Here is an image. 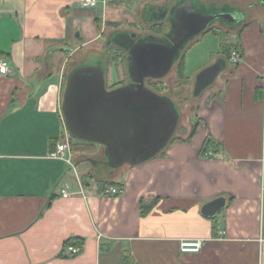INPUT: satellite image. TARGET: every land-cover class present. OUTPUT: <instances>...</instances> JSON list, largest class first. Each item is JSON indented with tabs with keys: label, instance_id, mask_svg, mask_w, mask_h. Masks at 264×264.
Instances as JSON below:
<instances>
[{
	"label": "crops",
	"instance_id": "1",
	"mask_svg": "<svg viewBox=\"0 0 264 264\" xmlns=\"http://www.w3.org/2000/svg\"><path fill=\"white\" fill-rule=\"evenodd\" d=\"M82 1L0 0V55L10 65L0 77V264H123L125 253L124 264H264V12L244 11L230 33L218 21L185 47L166 77L182 65L194 89L204 68L219 58L227 65L194 97L188 123L181 109L160 154L113 168L103 145L80 140L71 144V166L49 154L66 135L62 97L77 51L136 9L171 25L167 0H98L91 8ZM214 1L195 3L243 10ZM208 136L217 146L203 154ZM105 185L124 192L106 196ZM221 196L225 208L203 214ZM184 238L201 239L202 250L181 252ZM69 240L81 244L79 254L67 253Z\"/></svg>",
	"mask_w": 264,
	"mask_h": 264
},
{
	"label": "water",
	"instance_id": "2",
	"mask_svg": "<svg viewBox=\"0 0 264 264\" xmlns=\"http://www.w3.org/2000/svg\"><path fill=\"white\" fill-rule=\"evenodd\" d=\"M232 12L222 8L217 14H208L189 6L175 15L179 40L172 37L174 30L161 37L140 38L130 50L128 69L134 84L108 89L100 52L92 51L84 62H72L62 97L69 135L103 145L107 163L113 168L138 165L160 154L174 137L182 113L174 93H159L146 85V79L165 78L184 45L209 30L212 21L230 28L243 23V16ZM226 65V59L219 58L199 72L193 96L213 85ZM226 204V197L221 196L204 204L202 212L215 217Z\"/></svg>",
	"mask_w": 264,
	"mask_h": 264
},
{
	"label": "flooded vegetation",
	"instance_id": "3",
	"mask_svg": "<svg viewBox=\"0 0 264 264\" xmlns=\"http://www.w3.org/2000/svg\"><path fill=\"white\" fill-rule=\"evenodd\" d=\"M207 1L209 3H215L214 0H207ZM167 3H166L167 5H170V15H171L170 16V21H169L171 25H170L169 29H167V27H168L167 23L160 22L162 18H160V21H159L160 23H157V22L154 23V21L151 22V18H149V17L148 18H142L143 23L145 24L144 25L145 29L142 30V31H139V32L138 31L135 32V31H133L131 29L119 28V27H116V26L112 27L113 30H111L110 33L106 36V41L109 44V46L113 47V49H115L118 52H123V54L125 55V59H126L125 74L126 75L121 80H118V79L112 80L108 57H107V55L105 53L101 52L102 57L104 59V64H105L104 68H105L106 82H107L108 89L112 90V89H115V88H118V87L127 86V85L135 83V80L133 79V77L131 76V74L129 72L128 66L131 63L130 50H131L132 46L135 45V43L140 38H145V37H148V36H150L152 34L154 35V34H156V32L165 34V33H168L170 31L176 29L175 25H174L175 17L182 10H185V9L189 8V6H193L194 9L199 10V11H203V12H206V10H209L208 14H217V13L220 12V11H215L213 9H212V11H211V9H206V6L202 7L201 3L200 4H196L195 0H180L179 2L178 1L176 2L175 0H167ZM235 3H237V5H239L240 7H243V10H242L243 12L240 11V10H238L239 12H237L235 10L232 12L228 8H225V10H227L229 12H232V13H234L236 15H239V16H242L244 11L246 13H248V14H254V13H257V12H261V11L264 12V2H263V0H258V1L250 2V3H248L246 0H244V1L243 0H235ZM214 8H216V7H214ZM218 21L219 20L212 21L210 23V25H209V27H210L209 30L216 29L218 27V25H219ZM229 28L230 27H228V29ZM228 29L225 28L226 31H230V29L229 30ZM172 37L177 39V40H179L178 30L177 31L174 30V32L172 34ZM195 39H193V40H195ZM193 40L191 42H193ZM191 42H189L188 44L186 43L184 45V47L182 48L181 53H180V55H179V57L177 59V61H178L177 66L181 62V58L183 57L182 56L183 50ZM160 80H162V79L148 78V79H146V85L148 87H150L151 89L157 91L155 89V87H154V81H160Z\"/></svg>",
	"mask_w": 264,
	"mask_h": 264
},
{
	"label": "rangeland",
	"instance_id": "4",
	"mask_svg": "<svg viewBox=\"0 0 264 264\" xmlns=\"http://www.w3.org/2000/svg\"><path fill=\"white\" fill-rule=\"evenodd\" d=\"M231 1L235 3V0H231ZM206 11H209V10H206ZM139 13H142L141 9H136L131 14H128L129 16L122 17V20H120L121 22H112L113 25H109L107 22L106 25L109 27L116 26V27L123 28V29H131L135 32L142 31L145 29V26H144L145 24L143 23V20L141 16L139 15ZM90 26H92L91 23H90ZM224 28L228 29V27H225V26ZM229 29L230 31H232L231 29L233 28H229ZM111 30L112 29L110 28L106 29L105 31L106 33L102 34V36L93 38L91 42H87L86 44H84V46L77 51L74 60L78 62H84V59L87 60L90 57V55L93 54L92 51L105 53L108 57L112 80H116V79L121 80L126 75L125 74L126 59H125V55L123 54V52L116 51L115 49H113L112 46H109V44L107 43L106 36L110 33ZM211 32H214V31L212 30ZM88 39L86 38V40ZM201 48L202 46H199L197 50H201ZM201 53H202L201 51L196 52L194 56L195 60H198L201 58V56L199 57V55L196 56L197 54H201ZM81 54H83L84 56L82 59H79V56H81ZM154 87L160 93L172 92L175 94L173 96L175 101L177 102L179 107L187 113V116L183 122L188 123L189 115H191V113H194L191 111V108L193 105L197 106V102L199 101V99L194 98L193 87L190 84H188L187 80L185 78H181L180 73L176 70L173 76L166 77L160 81H154ZM78 141L80 140L71 139V143L78 142Z\"/></svg>",
	"mask_w": 264,
	"mask_h": 264
},
{
	"label": "built area",
	"instance_id": "5",
	"mask_svg": "<svg viewBox=\"0 0 264 264\" xmlns=\"http://www.w3.org/2000/svg\"><path fill=\"white\" fill-rule=\"evenodd\" d=\"M98 4V0H83L82 6L84 8H91ZM242 59L241 52L233 48L229 53V61L231 64H239ZM10 73V65L8 60L0 55V77L7 76ZM263 101H264V93H263ZM65 126V123H64ZM66 135L63 139L57 142L56 147L51 150L49 157L52 159H61L69 163L71 166L74 165L73 157L71 154L72 143L71 136L69 135L66 126H65ZM124 190L118 186L110 185L103 190V194L106 196H118L122 194ZM62 195L64 197H68L69 194L64 189L62 191ZM180 250L183 253H198L202 250L203 241L198 238H184L180 240ZM66 251L70 255H77L81 252V246H77L74 244L67 245Z\"/></svg>",
	"mask_w": 264,
	"mask_h": 264
},
{
	"label": "trees",
	"instance_id": "6",
	"mask_svg": "<svg viewBox=\"0 0 264 264\" xmlns=\"http://www.w3.org/2000/svg\"><path fill=\"white\" fill-rule=\"evenodd\" d=\"M97 22L98 23H101L100 20H97ZM108 24L109 25H113L112 22H108ZM224 34H226V33H224ZM234 46H235L236 49H238L240 52H242V48H241V45L240 44H235ZM182 69H183V67L181 65V67L179 69L180 77L181 78H185V76H184V74L182 72L183 71ZM195 128H196V126H194V129ZM194 129H193V131H194ZM71 139H74V138L71 137ZM214 146H217L216 142L214 141V139L211 136H208L207 139H206V141H205V144H204L203 154H206L207 152H209L212 148H214ZM105 187H107V186L105 185L103 188H105ZM148 209H149V207H143L142 208V213L145 214ZM70 244H74V245H77V246H81V244H78V242L76 243V242H74L72 240H69L67 242V245H70ZM128 258H129V254H126L125 253L124 256H123V264L128 260Z\"/></svg>",
	"mask_w": 264,
	"mask_h": 264
}]
</instances>
